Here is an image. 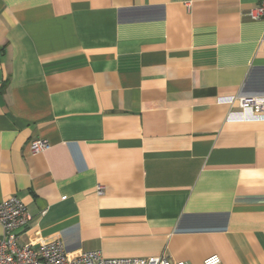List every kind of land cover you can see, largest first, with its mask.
I'll return each mask as SVG.
<instances>
[{
    "label": "crops",
    "instance_id": "crops-1",
    "mask_svg": "<svg viewBox=\"0 0 264 264\" xmlns=\"http://www.w3.org/2000/svg\"><path fill=\"white\" fill-rule=\"evenodd\" d=\"M256 3L0 0V201L31 216L19 242L264 264V113L232 102L264 97Z\"/></svg>",
    "mask_w": 264,
    "mask_h": 264
},
{
    "label": "built area",
    "instance_id": "built-area-1",
    "mask_svg": "<svg viewBox=\"0 0 264 264\" xmlns=\"http://www.w3.org/2000/svg\"><path fill=\"white\" fill-rule=\"evenodd\" d=\"M251 18L264 15V0H257L250 9ZM240 111L249 110L254 114L264 113V97L237 96L232 99ZM49 147L46 139H33L29 142L31 153L44 151ZM102 193V187H97ZM31 220L30 214L22 201L15 196L0 201V264H187L182 260L172 259L166 254L159 256L104 257L100 250L66 251L60 239L41 241L38 245L19 242L20 228H25ZM202 264H221L220 257L212 254Z\"/></svg>",
    "mask_w": 264,
    "mask_h": 264
}]
</instances>
